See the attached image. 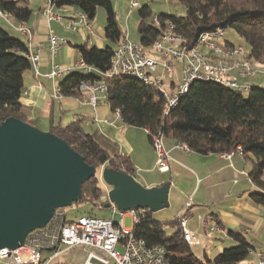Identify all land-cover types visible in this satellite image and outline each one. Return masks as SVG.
Instances as JSON below:
<instances>
[{
    "label": "trees",
    "instance_id": "1",
    "mask_svg": "<svg viewBox=\"0 0 264 264\" xmlns=\"http://www.w3.org/2000/svg\"><path fill=\"white\" fill-rule=\"evenodd\" d=\"M178 1L185 7V16L182 18L154 14L147 5L137 8L140 46L149 49L168 24L190 46H194L199 35L204 32L232 29L248 46L247 59L264 68V0ZM27 2L28 0H0V13L10 16L19 24L27 23L31 11L17 5H26ZM53 6L56 9L76 8L87 21L95 18L98 8L103 10L108 46L98 49L81 45L76 49L86 65L107 72L115 45L123 35L111 1L55 0ZM154 17L158 19V26L154 25ZM30 68L25 43L0 28V124L8 118L25 122L19 99L23 91V73ZM101 81H104L107 88L110 111L119 110L121 121L126 126L149 130L147 139L150 144L152 135L161 132L164 139L171 137L175 143L185 144L191 153L202 156L226 155L240 148V156L252 162L248 178L255 190L249 194V199L264 209L262 86L252 85L245 94L212 82L196 81L166 117H162L163 99L150 94L133 79H102L94 74L86 76L80 72H72L59 83L60 92L64 97H78L77 89L81 82ZM49 132L66 142L88 166L96 170L95 176L83 183L81 198L75 205L89 203L102 207L100 198L106 193L104 187L107 186L98 174L99 168L107 167L133 176L134 169L130 160L105 148L93 133L84 130L81 121L76 120ZM143 214L144 218L134 227V236L147 246L164 247L168 264H238L251 254L252 247L241 235L228 232V237L234 242L233 246L223 249L211 259L206 256L198 259L183 239L180 220L186 213L169 223V233L164 224L152 220L148 211Z\"/></svg>",
    "mask_w": 264,
    "mask_h": 264
},
{
    "label": "built area",
    "instance_id": "2",
    "mask_svg": "<svg viewBox=\"0 0 264 264\" xmlns=\"http://www.w3.org/2000/svg\"><path fill=\"white\" fill-rule=\"evenodd\" d=\"M43 14L47 21H58L60 17L53 11L55 0H42ZM175 2L174 0H164ZM138 0H130L129 11L139 8ZM9 26L22 35L30 38L31 32L25 26H13L8 22L10 16L3 15ZM79 21L88 27L86 17L79 14ZM155 26L158 19L153 18ZM76 31L74 25H70ZM223 31L204 32L197 38L196 44L190 46L187 40L174 32L173 26L168 24L165 31L154 40L149 49L135 44L127 39L124 33L116 43L107 72L86 65L78 59L75 70L89 76L97 75L102 79L128 78L138 81L150 94L161 97L164 101L162 117H166L174 110L185 96L193 82H212L235 91L246 93L250 87L247 80L255 76L254 64L247 59L248 52L242 47L221 45ZM49 50L56 53L61 44L65 43L52 32L48 35ZM28 59L34 74L37 71L38 55L29 54ZM161 68V75L157 70ZM64 70L53 64L48 78L55 80L54 95L63 97L60 92L58 79ZM179 73V78L177 74ZM78 100L81 104L92 107L101 102H107L108 94L104 81L98 83L81 82L78 87ZM115 119L121 121L119 110L113 112ZM150 134L149 130H145ZM161 132L152 135L151 146L155 153V168L159 172H167L170 150L166 149ZM173 149L182 153H190L185 144L175 143ZM234 154L241 155V149L223 155L226 159ZM190 203H186L189 208ZM111 219H102L93 215H81L67 220L63 210H56L42 229H36L27 235L22 246L15 250L1 249L0 264H52L61 257L74 252L72 264H168L166 250L160 245L147 246L144 241L135 238L134 227L144 218L145 210H129L119 212L114 205H110ZM131 218L132 229L123 227V219ZM183 239L189 248L200 245L201 239L186 228L185 217L180 220ZM210 232L222 234L216 226L209 228ZM264 264V249L255 253V263Z\"/></svg>",
    "mask_w": 264,
    "mask_h": 264
},
{
    "label": "crops",
    "instance_id": "3",
    "mask_svg": "<svg viewBox=\"0 0 264 264\" xmlns=\"http://www.w3.org/2000/svg\"><path fill=\"white\" fill-rule=\"evenodd\" d=\"M17 5L31 11L28 22L19 24L11 17L8 22L13 26L22 25L28 28L31 32L30 38L9 26L3 16L0 18L15 38L25 43L29 54L38 55L39 75L34 74L31 68L23 73V91L19 103L26 123L49 131L65 127L76 120L81 121L84 130L93 133L105 148L130 160L134 169L133 178L142 186L151 188L169 182L170 198L179 193L184 199H192L189 208H177L176 214L179 216L183 212V216L186 213V228L195 232L201 239L200 244L205 240L203 234L210 232L211 226H216L222 231V234H217L224 239H230L228 232L241 235L252 247L251 254L255 255L264 249V209L249 199V194L255 190L248 178L252 169L250 159H244L238 154L229 159L223 155L202 156L191 152L185 154L173 149L175 141L167 137L164 143L166 149L170 150L171 159L168 171L159 172L155 168V153L146 131L126 126L115 119L107 102L92 107L81 104L73 97L56 98L55 80L46 76L51 66L56 64L64 70L58 79L60 83L72 72H78L74 69L80 58L76 47L86 45L102 49L109 44L105 33L101 37L93 31L97 18L103 15L105 20L104 12L100 8L96 10L95 18L87 22V27L79 21L81 13L73 8H53L60 20L47 21L43 14L42 0H28L26 5ZM131 13L132 11L127 12L126 19L131 17ZM117 16L115 13V17ZM70 25H74L76 31H72ZM50 32L65 41L54 55L49 50ZM136 129H139L142 136L135 133ZM180 183L183 185L182 190L179 189ZM211 249L221 250L219 242L214 241Z\"/></svg>",
    "mask_w": 264,
    "mask_h": 264
},
{
    "label": "water",
    "instance_id": "4",
    "mask_svg": "<svg viewBox=\"0 0 264 264\" xmlns=\"http://www.w3.org/2000/svg\"><path fill=\"white\" fill-rule=\"evenodd\" d=\"M88 166L63 140L26 122L8 118L0 124V250L22 246L28 234L44 228L56 210L81 198L83 183L94 177ZM109 188L101 208L119 212L154 213L168 207L170 183L146 188L133 176L102 168Z\"/></svg>",
    "mask_w": 264,
    "mask_h": 264
},
{
    "label": "rangeland",
    "instance_id": "5",
    "mask_svg": "<svg viewBox=\"0 0 264 264\" xmlns=\"http://www.w3.org/2000/svg\"><path fill=\"white\" fill-rule=\"evenodd\" d=\"M110 1L113 5L114 12L116 13V15H118L116 17V20L117 23L119 24L120 30L123 32V34L124 33L127 34V39L130 42L135 44H140L141 36L137 32V25H138L137 9H134L131 13L132 14L131 17L126 19V14L129 11L130 0H110ZM174 1L175 2H171V1L165 2L164 0H138L140 6H145V5L149 6L154 14H163L168 16H174L177 18L184 17L185 7L178 0H174ZM73 9L74 11L78 12L76 8ZM104 21L105 20L102 15L100 18L96 19V23L94 25L92 23L93 31H95L101 37L104 36V29H105ZM0 28L6 30V32H8L11 37H15L14 34L8 29V27L4 25L1 18H0ZM226 42L235 47H242L245 51L248 52L249 48L246 45V43L232 29H227L223 31V35L222 38L219 40V43L221 45H224ZM254 69L256 71L255 76L252 79L247 80L246 82L249 83V86L256 85V86H262L264 88V68L260 65L255 64ZM157 74L158 76H162L160 67L157 70ZM177 78H179V73L177 74ZM245 94H247V92ZM103 104L107 105L106 103ZM135 133L141 135L139 129H136ZM101 169L102 168L98 169V174L100 173ZM180 185L181 186H179V189L182 190L183 185L181 183ZM108 189L109 188L106 187L105 191H107ZM187 199H184V197L179 193L176 197L171 196V198L168 195V207L154 213L149 212V215L153 221L164 224L166 226L165 227L166 232L169 233L171 231L169 223H171L177 217L176 209L183 206L182 208L183 210H185L186 203L192 202V199L190 197ZM64 211L66 213L67 220H72L81 215H88V213H91L93 216L102 219H111L113 215L111 210L98 208L89 203H78L76 205L74 204L68 208H65ZM182 214L183 212L180 213L179 216ZM190 225L191 224L189 222L188 227H190ZM123 227L128 230L132 229L133 221L131 220V218L125 217L123 219ZM201 233L202 234L204 233L203 229H201ZM203 235L205 236V240L202 241V243L199 246L191 249L193 255L198 259L200 258L203 259L204 254H207L206 257L211 259L223 249L229 248L234 245V242L232 240L224 239L222 236L218 235L215 232L206 231V233H204ZM214 241L219 242V245L221 246V250L211 249V245L213 244ZM254 248L256 249L255 244H254ZM76 260L74 259V252L69 251L67 256H61L55 259L52 262V264H72ZM254 263H255V255L251 254L247 259L241 261L238 264H254Z\"/></svg>",
    "mask_w": 264,
    "mask_h": 264
}]
</instances>
